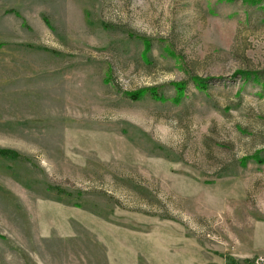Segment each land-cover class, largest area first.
Instances as JSON below:
<instances>
[{
  "label": "rangeland",
  "instance_id": "374dc122",
  "mask_svg": "<svg viewBox=\"0 0 264 264\" xmlns=\"http://www.w3.org/2000/svg\"><path fill=\"white\" fill-rule=\"evenodd\" d=\"M0 149V264H264V0H0Z\"/></svg>",
  "mask_w": 264,
  "mask_h": 264
},
{
  "label": "crops",
  "instance_id": "0c3cea01",
  "mask_svg": "<svg viewBox=\"0 0 264 264\" xmlns=\"http://www.w3.org/2000/svg\"><path fill=\"white\" fill-rule=\"evenodd\" d=\"M132 239L138 245L135 248L125 246L129 251H125L127 254L123 253V257L120 258L123 264H229V260H235L232 257H224L223 259L218 257V260L208 258L207 262L205 252L199 251L197 258H195L189 252L188 241H186L187 245L181 246L179 250H167L164 247L156 246L154 244L156 240H153L152 237L137 236ZM235 261L237 263V260Z\"/></svg>",
  "mask_w": 264,
  "mask_h": 264
},
{
  "label": "trees",
  "instance_id": "16d2710c",
  "mask_svg": "<svg viewBox=\"0 0 264 264\" xmlns=\"http://www.w3.org/2000/svg\"><path fill=\"white\" fill-rule=\"evenodd\" d=\"M249 75V73H239V75L241 77H244L242 75ZM248 77V76H247ZM194 86L199 89V90H202V89H206L207 87V80H201L200 78H195L192 80ZM177 87H179V85H175L174 88L175 90H177V92L179 93L180 91H182L183 87L181 86L179 89H177ZM145 94H150V96L153 98V99H160L159 95H158V92L156 89L154 88H149V89H145V90H139L138 92H134L132 94H129V97L132 99V100H137L139 97L145 95ZM0 157H3V158H7V159H20V156L18 154H16L15 152L13 151H10V150H6V149H0ZM230 261V260H229ZM229 264H238L234 261H230ZM245 264H250V262H247Z\"/></svg>",
  "mask_w": 264,
  "mask_h": 264
},
{
  "label": "built area",
  "instance_id": "2783aa9c",
  "mask_svg": "<svg viewBox=\"0 0 264 264\" xmlns=\"http://www.w3.org/2000/svg\"><path fill=\"white\" fill-rule=\"evenodd\" d=\"M256 264H263V263H262V261H257V263H256Z\"/></svg>",
  "mask_w": 264,
  "mask_h": 264
}]
</instances>
